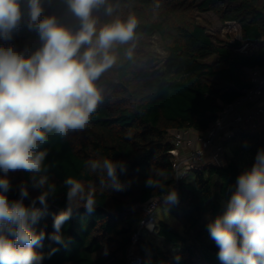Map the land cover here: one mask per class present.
<instances>
[{"label": "trees", "instance_id": "trees-1", "mask_svg": "<svg viewBox=\"0 0 264 264\" xmlns=\"http://www.w3.org/2000/svg\"><path fill=\"white\" fill-rule=\"evenodd\" d=\"M159 2L160 7H154ZM22 17L10 40L0 38V47L24 49L26 56L43 46L38 32L28 27L27 0H20ZM113 11L107 14L106 7ZM41 19L55 17L73 33L81 22L70 10L67 0H41ZM213 13L220 23L233 22L240 27V39L233 43H215L207 24L198 15ZM96 33L117 20H137L133 40L114 42L108 50L114 62L95 81H104L101 101L88 127L70 132L67 138L48 133L43 161L49 183L56 186L48 197V207L32 224L35 232H44L42 246L35 251L42 264H126L131 239L142 220V206L152 199L163 200L168 212L180 218L182 229L163 222L154 223L149 233L141 230L134 254L141 264H223L219 249L207 226L227 207L237 188L241 173L250 170L260 150H264V129L243 136L221 166L209 165L187 174L179 181L173 171L172 132L181 129L205 131L223 108L252 88L249 72L260 70L264 76V0H106L92 10ZM157 39L164 59L154 49ZM244 44H255L242 52ZM88 46L83 45L78 54ZM131 52V56H129ZM102 56H98L100 61ZM227 142V141H226ZM108 158L126 163V172L118 178L122 190L102 188L101 177L85 170V162ZM162 169L165 189L145 186L154 170ZM5 174L0 171V177ZM32 174L10 171V201L20 199V187H27L25 206H31L42 189L32 186ZM72 177L86 189L95 190L96 207L89 213L83 206L74 208L61 228L65 244H57L53 234L54 217L67 208L65 180ZM175 190L178 200H165ZM37 208L42 206L37 201ZM52 249H58L52 253ZM107 252V254H105ZM179 257V260L176 259Z\"/></svg>", "mask_w": 264, "mask_h": 264}, {"label": "clouds", "instance_id": "clouds-1", "mask_svg": "<svg viewBox=\"0 0 264 264\" xmlns=\"http://www.w3.org/2000/svg\"><path fill=\"white\" fill-rule=\"evenodd\" d=\"M72 13L79 18L81 27L73 33L59 24L55 17L41 19V0H27L28 27L38 32L43 46L26 56L12 47H0V264H42L44 257L35 251L42 246L44 232H35L32 224L47 210L48 197L56 190L49 183L43 161L48 133L67 138L70 132L85 130L101 101V91L95 84L100 74L113 62L108 50L114 42L127 43L134 38L137 20L103 27L95 44V20L92 10L106 4V0H67ZM155 8L160 7L157 2ZM113 7H106L111 15ZM22 17L20 0H0V38L10 40ZM87 45L82 54H78ZM98 56H102L100 61ZM131 56V52H129ZM126 163L112 159H91L85 170L101 177L102 188L122 190L118 178L126 172ZM25 171L32 174V186L42 189L40 195L25 206L29 196L26 186L20 187V199L10 201V181L7 174ZM166 173L154 170L145 181L152 189H165L162 179ZM67 208L54 217V232L50 236L64 245L61 228L82 206L89 212L96 207L95 190L68 177ZM165 200H178L175 190L168 191ZM39 202L42 206L37 208ZM207 230L219 249L223 264H264V150L258 151L250 170L240 174L237 188L227 203L225 212L210 222ZM58 249H52V253ZM107 254V252H105ZM179 260V257H176Z\"/></svg>", "mask_w": 264, "mask_h": 264}, {"label": "built area", "instance_id": "built-area-1", "mask_svg": "<svg viewBox=\"0 0 264 264\" xmlns=\"http://www.w3.org/2000/svg\"><path fill=\"white\" fill-rule=\"evenodd\" d=\"M249 76L252 88L246 90L242 97L225 106L207 130L181 129L172 132L173 149L170 154L173 157L176 181L209 165H223L226 141L232 139L244 126L256 127L260 119L264 124V105H257L253 111L247 113L240 110L242 107L255 103L264 94V76L261 71L251 70ZM157 203V199H152L142 206L143 218L132 236L126 264H141V258L134 254V245L141 230L149 233L154 230L152 215Z\"/></svg>", "mask_w": 264, "mask_h": 264}, {"label": "rangeland", "instance_id": "rangeland-1", "mask_svg": "<svg viewBox=\"0 0 264 264\" xmlns=\"http://www.w3.org/2000/svg\"><path fill=\"white\" fill-rule=\"evenodd\" d=\"M198 20L202 24H207L208 32L210 33L212 40L215 43L226 42L233 43L235 40L240 39V27L233 22L220 23L218 18L213 13H206L198 15ZM256 48L255 44H244L241 49L242 52H250ZM154 49L161 55L162 59L165 57V53L161 48L157 39L154 41ZM244 49V50H243ZM17 52H27L24 49L17 50ZM97 87L102 92L104 87V81L101 80ZM243 136H237L234 139H230L225 143V153L224 158H230L232 155V149L240 144ZM194 178V173H190L187 176V181H192ZM153 223L157 224L163 222L177 230L182 229V224L180 218L172 216L163 200L158 201L156 208L153 211Z\"/></svg>", "mask_w": 264, "mask_h": 264}, {"label": "crops", "instance_id": "crops-1", "mask_svg": "<svg viewBox=\"0 0 264 264\" xmlns=\"http://www.w3.org/2000/svg\"><path fill=\"white\" fill-rule=\"evenodd\" d=\"M264 105V94L258 98L255 103H252V104H249L247 105L246 107H242L240 110L243 111L244 113H247V112H250V111H253L255 109V107L257 105ZM256 127H253V126H244L243 129L239 130L237 132V134H251V133H257L255 132L256 130L259 131L261 129H264V124H263V121L262 119L258 120V122L256 123Z\"/></svg>", "mask_w": 264, "mask_h": 264}]
</instances>
